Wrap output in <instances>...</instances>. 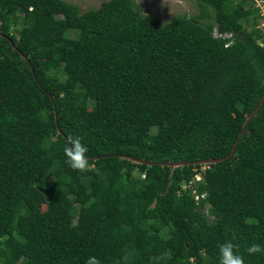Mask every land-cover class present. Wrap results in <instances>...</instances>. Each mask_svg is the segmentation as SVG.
Instances as JSON below:
<instances>
[{
    "label": "trees",
    "instance_id": "16d2710c",
    "mask_svg": "<svg viewBox=\"0 0 264 264\" xmlns=\"http://www.w3.org/2000/svg\"><path fill=\"white\" fill-rule=\"evenodd\" d=\"M187 1L162 23L135 0H0V264H220L226 242L264 264V102L221 162L121 157L225 158L264 95L255 0Z\"/></svg>",
    "mask_w": 264,
    "mask_h": 264
},
{
    "label": "rangeland",
    "instance_id": "374dc122",
    "mask_svg": "<svg viewBox=\"0 0 264 264\" xmlns=\"http://www.w3.org/2000/svg\"><path fill=\"white\" fill-rule=\"evenodd\" d=\"M79 7L81 12L98 8L109 0H65ZM143 15H155L162 23L177 16L192 17L199 14L197 5L187 0H135ZM258 0L255 1V3ZM203 169V168H202ZM199 175V174H198ZM201 176V175H200Z\"/></svg>",
    "mask_w": 264,
    "mask_h": 264
},
{
    "label": "clouds",
    "instance_id": "9594fccd",
    "mask_svg": "<svg viewBox=\"0 0 264 264\" xmlns=\"http://www.w3.org/2000/svg\"><path fill=\"white\" fill-rule=\"evenodd\" d=\"M86 153L87 147L82 143L79 137L71 140L68 147L65 148L67 163L76 170L82 171L87 167L89 157ZM219 252L220 264H244L243 258L234 252V245L231 242H226L220 245ZM248 252L250 254L264 252V246L260 244H252L248 248ZM87 264H100V262L95 256H92L88 258Z\"/></svg>",
    "mask_w": 264,
    "mask_h": 264
},
{
    "label": "water",
    "instance_id": "95a60500",
    "mask_svg": "<svg viewBox=\"0 0 264 264\" xmlns=\"http://www.w3.org/2000/svg\"><path fill=\"white\" fill-rule=\"evenodd\" d=\"M1 36H3V35H1ZM9 42L11 43L10 40H9ZM11 45H12V47H13L14 50H17L16 45H14L12 43H11ZM24 58L27 60L26 57H24ZM31 71L33 73V69L32 68H31ZM51 100L53 102L54 111H55V122H56V126H57V129H58L59 133H61V131L59 129V126H58V122H57V115H56V109H55V105H54L53 98ZM263 102H264V95L261 97V99H260L258 105L256 106V108L252 111V113L248 116V118L244 122V124L242 126V129H241V132L239 133V135H238V137H237V139H236V141L234 143V146H233L230 154L227 157H225V158L207 159V160H199V161H193V162L181 161V162L173 163V162H148V161H145V160L134 159V158L129 157V156H121V157L124 158V159H129L132 162L139 163V164H144V165H147V166H152V165L167 166V167H170L171 169L178 168V167H183V166L209 165V164H214V163H217V162H221V161L226 160L228 158H231L233 156V154L235 153V150H236V145H237L239 139L241 138L244 130L246 129L249 121L255 116V114L257 113V111L259 110V108L261 107V105L263 104Z\"/></svg>",
    "mask_w": 264,
    "mask_h": 264
},
{
    "label": "built area",
    "instance_id": "2783aa9c",
    "mask_svg": "<svg viewBox=\"0 0 264 264\" xmlns=\"http://www.w3.org/2000/svg\"><path fill=\"white\" fill-rule=\"evenodd\" d=\"M256 6H258L260 8L261 15L264 16V0H258V2H256ZM259 29H260L261 35H262V39L259 40V42L262 46H264V21L260 24ZM213 37L226 40L227 42L225 44V47H228L232 44V40H233L232 33H220V32H218L217 28H215L213 31ZM200 179H201V176L196 175L194 178V181H200ZM194 197H195V200L199 199L198 195H195Z\"/></svg>",
    "mask_w": 264,
    "mask_h": 264
}]
</instances>
